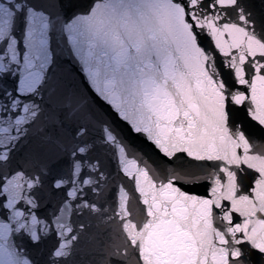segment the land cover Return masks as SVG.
Masks as SVG:
<instances>
[{
  "label": "snow or ice",
  "instance_id": "1",
  "mask_svg": "<svg viewBox=\"0 0 264 264\" xmlns=\"http://www.w3.org/2000/svg\"><path fill=\"white\" fill-rule=\"evenodd\" d=\"M258 3L0 0V264H79L85 221L117 218L123 245L104 264H264V151L249 130L264 138ZM54 31L132 133L163 161L201 167L136 154L51 71ZM125 180L143 205L139 222ZM202 181L204 196L179 186Z\"/></svg>",
  "mask_w": 264,
  "mask_h": 264
},
{
  "label": "water",
  "instance_id": "2",
  "mask_svg": "<svg viewBox=\"0 0 264 264\" xmlns=\"http://www.w3.org/2000/svg\"><path fill=\"white\" fill-rule=\"evenodd\" d=\"M254 7L257 12L260 11L258 0H254ZM51 35V47L56 54L55 64L52 66L51 71L64 79L84 96L88 97L90 103H93L94 106L112 122L116 130L125 141L131 145L136 154H142L143 159L152 163L153 166L162 167L163 158L156 152L154 147L147 142L143 136L132 133L126 123L122 122L106 104L99 101L90 92L78 66L73 62L69 54L66 36H62L56 31ZM202 43L207 46V41H202ZM245 127L248 129L247 123ZM249 130L253 132L255 137H258V139L253 140L255 145L254 150L257 152L264 151V138H261L259 130L255 129V126H253V129ZM163 163L170 164L177 169H196L201 167L199 162L187 159L183 156H180L174 161H163ZM123 186L125 191L129 193L127 207L131 214V219L133 222H139L143 218V205L139 195L134 192L133 184L127 180L123 182ZM179 186L193 194L204 196L207 195V190L210 185L207 181H202L195 185L180 184ZM85 222L90 226L81 240L80 252L76 259L79 261V264H104L107 259V253L112 250L114 246L123 245L122 226L118 223V218L108 223L98 224L95 220ZM128 264H135V258L133 256H129Z\"/></svg>",
  "mask_w": 264,
  "mask_h": 264
}]
</instances>
